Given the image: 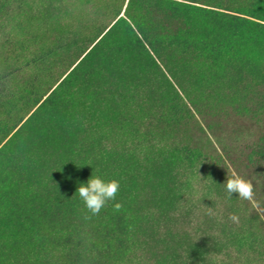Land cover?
<instances>
[{
  "label": "rangeland",
  "instance_id": "374dc122",
  "mask_svg": "<svg viewBox=\"0 0 264 264\" xmlns=\"http://www.w3.org/2000/svg\"><path fill=\"white\" fill-rule=\"evenodd\" d=\"M29 1L63 17L53 44L37 24L4 44L29 65L0 102V264H264V0ZM233 171L258 207L228 198ZM96 174L120 191L85 219Z\"/></svg>",
  "mask_w": 264,
  "mask_h": 264
},
{
  "label": "trees",
  "instance_id": "16d2710c",
  "mask_svg": "<svg viewBox=\"0 0 264 264\" xmlns=\"http://www.w3.org/2000/svg\"><path fill=\"white\" fill-rule=\"evenodd\" d=\"M63 0H58L61 3ZM131 0H74L73 9L76 7L78 2L84 3L87 7L85 8L88 12L97 13L96 9L102 6L104 12L112 11L115 7L121 6L122 8L125 4V11L129 7ZM184 1L187 3H192L197 7H201L202 10L212 11L213 9L220 10L221 12H234L236 14H246L243 11H251L256 0H176ZM258 1V0H257ZM29 0H0V102L6 96V94L12 90L13 81L18 79L21 71L26 69L29 64L20 65L18 63H13L8 60L9 49L4 44H11L16 42L20 44L21 42H29L26 30L32 28L33 25L37 24L35 34L36 39H39L40 35L45 36L44 42L42 44H53V36H51L52 27L51 23L57 22L61 17L58 11H53L47 7L44 13L46 16L43 22L48 23L41 25L38 16L33 13L32 5ZM247 2H250L247 4ZM173 3V2H169ZM237 9V10H234ZM52 10V11H51ZM100 10V9H99ZM107 13V12H106ZM26 14H30L28 18ZM72 18V17H71ZM59 22V21H58ZM23 24V25H22ZM21 25V26H20ZM50 25V26H49ZM26 27V28H25ZM21 28V29H19ZM24 28V29H22ZM110 30V27L108 28ZM107 30V31H108ZM30 33V34H32ZM38 33V34H36ZM106 33V32H105ZM104 33V34H105ZM103 34V35H104ZM102 35V36H103ZM30 36V35H29ZM97 39L94 43L96 44L101 38ZM34 37V38H35ZM53 40V41H52ZM89 39H86L84 44H90ZM35 44H38L37 42Z\"/></svg>",
  "mask_w": 264,
  "mask_h": 264
},
{
  "label": "clouds",
  "instance_id": "9594fccd",
  "mask_svg": "<svg viewBox=\"0 0 264 264\" xmlns=\"http://www.w3.org/2000/svg\"><path fill=\"white\" fill-rule=\"evenodd\" d=\"M120 180L117 178H105L100 174L92 175L86 184H81L76 194L84 205L85 219H91L100 214L101 210L110 202L114 201L120 191ZM228 198L236 194L240 199L253 202L254 207L259 205L254 200V184L251 179L246 178L233 171L227 175L225 181ZM122 208L120 203L114 204V210L119 212ZM229 219L238 222L239 217L233 213Z\"/></svg>",
  "mask_w": 264,
  "mask_h": 264
}]
</instances>
